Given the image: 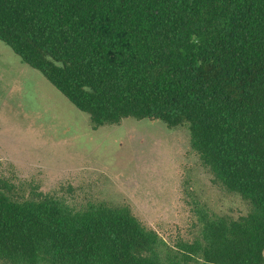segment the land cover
<instances>
[{"label": "trees", "instance_id": "1", "mask_svg": "<svg viewBox=\"0 0 264 264\" xmlns=\"http://www.w3.org/2000/svg\"><path fill=\"white\" fill-rule=\"evenodd\" d=\"M0 41L94 129L188 126L247 212L172 248L128 206L70 204L0 175V264H264V0H0Z\"/></svg>", "mask_w": 264, "mask_h": 264}, {"label": "rangeland", "instance_id": "2", "mask_svg": "<svg viewBox=\"0 0 264 264\" xmlns=\"http://www.w3.org/2000/svg\"><path fill=\"white\" fill-rule=\"evenodd\" d=\"M0 175L75 206H128L172 248L193 241L202 213L247 212L201 164L188 126L126 119L94 129L1 41Z\"/></svg>", "mask_w": 264, "mask_h": 264}]
</instances>
